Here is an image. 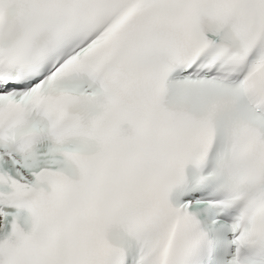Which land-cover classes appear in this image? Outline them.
I'll use <instances>...</instances> for the list:
<instances>
[{
	"label": "snow or ice",
	"instance_id": "6c2138e0",
	"mask_svg": "<svg viewBox=\"0 0 264 264\" xmlns=\"http://www.w3.org/2000/svg\"><path fill=\"white\" fill-rule=\"evenodd\" d=\"M0 264H264V0H0Z\"/></svg>",
	"mask_w": 264,
	"mask_h": 264
}]
</instances>
